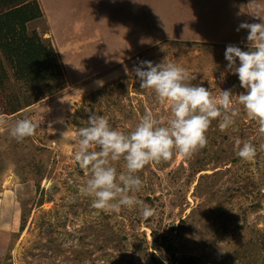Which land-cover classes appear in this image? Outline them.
Segmentation results:
<instances>
[{
    "label": "rangeland",
    "instance_id": "rangeland-1",
    "mask_svg": "<svg viewBox=\"0 0 264 264\" xmlns=\"http://www.w3.org/2000/svg\"><path fill=\"white\" fill-rule=\"evenodd\" d=\"M88 1L86 6L87 0H29L23 6L25 28L0 25V46L6 42V51L0 50V82L11 86L8 109L1 114L8 125L0 128V264H151L145 249L171 263L153 251L154 244L150 248L149 227L172 241L178 256L210 259L201 264H220L242 247V252H259L252 243L264 235V135L242 109L225 131L213 121L206 146L190 159L174 153L167 162L146 165L155 173H139L143 184L134 195L144 204L146 197L153 199L150 217L138 208L93 209L91 198L79 194L88 177L74 159V134L88 126L93 113L125 134L146 112L165 122L171 117L168 104L141 88L134 72L141 61L176 64L195 76L193 86L213 97L220 90L245 92L238 76L226 72L225 51L229 45L251 50L248 30L238 31L241 23L262 22L251 16V0ZM255 4L264 10V0ZM22 37L30 45L21 50L15 39ZM112 41H118L116 49L105 55L102 45ZM36 51L58 55V64L47 61L51 72L43 79L29 62L10 66L11 56L33 57ZM90 51L102 52L107 60L95 55L97 64L86 66ZM26 75L31 77L24 80ZM21 118L37 128L17 143L8 129ZM239 129L248 134L241 141L256 148L251 161L241 160L234 143L225 148L219 138ZM112 166L118 174L126 171L123 159ZM180 221L186 231L169 232ZM248 258L234 264H262L261 255Z\"/></svg>",
    "mask_w": 264,
    "mask_h": 264
},
{
    "label": "clouds",
    "instance_id": "clouds-1",
    "mask_svg": "<svg viewBox=\"0 0 264 264\" xmlns=\"http://www.w3.org/2000/svg\"><path fill=\"white\" fill-rule=\"evenodd\" d=\"M249 5L252 8L251 16L262 21L241 23L238 28V31L248 30V47L251 50L243 51L229 45L225 51L228 62L226 72L238 76L240 87L245 92L234 95L231 90H220L219 96L213 97L204 87L193 86L191 81L195 76H190L184 68L173 63L154 65L150 61H141L140 66L134 68L141 88L151 90L160 103L168 104L171 117L165 122L146 112L135 129L125 134L112 128L107 117L93 113L88 118V126L76 130L74 135L78 150L74 153V159L88 177L79 187V194L91 198L93 209L98 212H120L122 208H138L143 217H150L153 214L151 206L134 195L143 184L139 173L146 165L171 160L174 153L190 159L206 146V133L215 120H219L220 129L225 131L235 124L242 109L258 125L259 133L264 135V10L255 4V0H251ZM25 39L27 37L15 39L19 48ZM5 44L0 46L3 52L6 51L3 48ZM33 54L38 58L46 55L37 51ZM55 55L57 58V53ZM7 125L8 121L0 115V128ZM36 128L37 125L30 119L21 118L8 131L17 143H21L32 137ZM240 130L236 135H224L234 143L235 154L241 160L251 161L256 155V148L251 142L241 141L248 136L240 139ZM223 146L226 147L225 144ZM121 159L125 162L126 171L118 174L112 162ZM146 172L151 174L156 171L148 166V169H144ZM147 242L151 248L153 242L150 234L147 235Z\"/></svg>",
    "mask_w": 264,
    "mask_h": 264
},
{
    "label": "trees",
    "instance_id": "trees-1",
    "mask_svg": "<svg viewBox=\"0 0 264 264\" xmlns=\"http://www.w3.org/2000/svg\"><path fill=\"white\" fill-rule=\"evenodd\" d=\"M28 1L29 0H0V13H1L0 25L10 26V25H15V24L20 23V26L25 28L26 25H23L24 20L22 18L23 17V6L26 5ZM88 4H89V1L87 0L86 6H88ZM117 44H118V41H112L108 44L102 45L104 50H106L105 55L109 52L113 53L114 50L116 49ZM27 46H28V41L25 39L22 42L21 48H24ZM19 53L21 54V51H19ZM82 54L83 52H81L80 56H82ZM95 55L103 58L104 60H107V57L102 52L90 51L88 56L84 59L86 66H89L90 64H95L99 60L98 58L95 57ZM21 56L22 55L11 56V58L9 59V62H10V66L12 67V69H16L21 65H25V64H22V62L24 63L29 62L30 64H32L34 71H36L39 74V77L41 79H43L45 74H47L48 72H51V68L47 69V66H48L47 61H54L57 63L56 55L54 52H50L39 58L35 54H33V57H28V56L23 55L22 59H21ZM82 66H85V65L82 64ZM30 77L31 75H26L24 77V80H27ZM10 89H11V86L7 81L2 84L0 82V115L3 114L8 109V104L6 103V98H7L6 92ZM247 136L248 134L245 131L240 130V139H246ZM219 138L222 141V145L225 144L226 146L228 144L229 137L227 135L222 134L219 136ZM227 147L228 145L225 148ZM144 169H148V166H146ZM190 183L191 182H188L187 185H189ZM238 191H241V189H238ZM153 203H154L153 199H151L150 197H146L145 204L152 207ZM133 228L135 229V227ZM222 228L224 230V233H227V228L226 227H222ZM148 229L151 230L152 242L154 244L153 251L165 255V258L170 260L173 264H201L202 262L206 260L208 261L210 260L209 258H206L204 256H199V257L191 256V255L178 256L175 253L172 241H170L167 237H165V235H162V234L159 235L156 232L155 228L151 229V227H149ZM184 231H186V223L183 221H180L179 227H177V229H175L174 225L172 224H171V227L169 228V232L171 233L174 232L175 235L177 233L180 235L184 233ZM257 240L259 241V243H252V246L254 249H257V251L259 252H255L252 250L251 251L247 250V251L242 252L243 251V247H242L237 250H233L232 253L226 254L224 257V262L222 260L220 264H227L228 262L232 260L233 262L231 264H234L235 262L242 259L243 257H249L248 258L249 260L250 258H254L255 256H260V255L262 256V258L260 259V263L264 264V235H262V237L258 238ZM142 242L143 244H145L144 241ZM134 247H136L135 244H134ZM134 251L139 252L140 249L136 247L134 248ZM144 253L146 256L150 257L151 264H165L164 262H161L160 260L156 259V257L154 256V253H148L147 249H145ZM254 262H256L255 259H254Z\"/></svg>",
    "mask_w": 264,
    "mask_h": 264
},
{
    "label": "bare ground",
    "instance_id": "bare-ground-1",
    "mask_svg": "<svg viewBox=\"0 0 264 264\" xmlns=\"http://www.w3.org/2000/svg\"><path fill=\"white\" fill-rule=\"evenodd\" d=\"M189 202H191V201H189Z\"/></svg>",
    "mask_w": 264,
    "mask_h": 264
}]
</instances>
